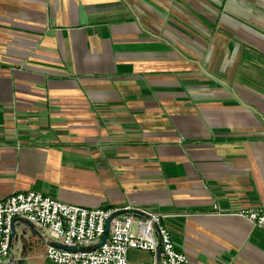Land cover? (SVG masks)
Masks as SVG:
<instances>
[{"label": "crops", "instance_id": "1", "mask_svg": "<svg viewBox=\"0 0 264 264\" xmlns=\"http://www.w3.org/2000/svg\"><path fill=\"white\" fill-rule=\"evenodd\" d=\"M30 190L157 212L188 264H264L239 214L264 207V0H0V200ZM39 231L14 225L11 264H56Z\"/></svg>", "mask_w": 264, "mask_h": 264}, {"label": "built area", "instance_id": "2", "mask_svg": "<svg viewBox=\"0 0 264 264\" xmlns=\"http://www.w3.org/2000/svg\"><path fill=\"white\" fill-rule=\"evenodd\" d=\"M239 214L264 230V207L240 210ZM31 221L46 237L75 250L47 245L44 256L56 264H127L129 249L150 250L159 257L155 264H188L177 249L170 231L157 212L126 204L118 208L84 207L61 202L39 191L13 192L0 200V264L12 249L13 220ZM108 222V233L100 246L81 250L100 241Z\"/></svg>", "mask_w": 264, "mask_h": 264}, {"label": "water", "instance_id": "3", "mask_svg": "<svg viewBox=\"0 0 264 264\" xmlns=\"http://www.w3.org/2000/svg\"><path fill=\"white\" fill-rule=\"evenodd\" d=\"M19 224H22L24 225V228H25V231L29 230V231H32L38 235H40V231L34 226V224L25 219V218H21V217H17L13 220V228H12V234L14 232V225H19ZM107 233H108V222L106 223V229H105V232L102 236V238L100 239L99 242H97L96 244L92 245V246H89V247H79V249L81 250H84V249H94V248H97L98 246H100L102 244V242L105 240L106 236H107ZM48 244L49 245H52V246H56V247H61V248H67V249H71V250H75L76 247H73V246H64L56 241H53V240H50L48 241ZM159 252H160V247L158 246L157 249H156V255H157V258L159 257ZM14 260V256L12 254H10V257L7 259V261L5 262V264H11Z\"/></svg>", "mask_w": 264, "mask_h": 264}]
</instances>
